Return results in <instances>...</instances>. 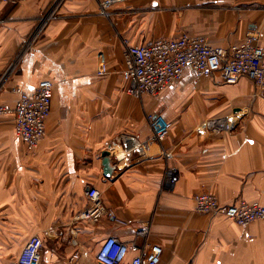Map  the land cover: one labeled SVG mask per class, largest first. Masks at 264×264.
Here are the masks:
<instances>
[{"label": "crops", "instance_id": "0c3cea01", "mask_svg": "<svg viewBox=\"0 0 264 264\" xmlns=\"http://www.w3.org/2000/svg\"><path fill=\"white\" fill-rule=\"evenodd\" d=\"M51 3L0 5V80ZM183 33L225 48L253 33L264 49V0H128L112 20L100 14L99 0L64 2L0 88V107L13 108L17 88L33 95L41 81L55 83L47 133L35 151L17 136L13 117L0 115V264H19L35 235L44 242L42 264H98L110 236L160 245L159 264H264V221L240 226L197 212L194 200L209 193L225 206H264V102L254 98V83L188 71L161 97L139 99L122 77L123 40L148 45ZM102 61L104 77L97 74ZM149 115L170 125L163 143L153 140ZM219 117L234 120L235 130L201 129ZM169 167L178 170L175 185L167 181ZM93 187L113 215L96 225L77 221ZM144 228L148 236H138Z\"/></svg>", "mask_w": 264, "mask_h": 264}, {"label": "built area", "instance_id": "2783aa9c", "mask_svg": "<svg viewBox=\"0 0 264 264\" xmlns=\"http://www.w3.org/2000/svg\"><path fill=\"white\" fill-rule=\"evenodd\" d=\"M26 0H0L3 4H18ZM66 0H52L50 8L39 19L31 35L24 42L15 61L3 80H8L16 71L22 58L31 51L52 20L59 16ZM128 0H99L100 14L111 18L113 8ZM125 48V68L123 79L128 82V92L139 99L147 96L159 98L172 85L184 79L188 71L197 76L211 79L218 77L225 84H237L242 78L250 79L256 88L257 96L264 100V49L259 36L250 33L246 42L229 48L210 44L205 36L183 33L178 38H161L148 45L132 44L123 40ZM97 74H108L106 61L99 63ZM6 79L0 81L2 85ZM4 84L1 86V88ZM55 83L51 80L40 82L37 91L30 95L17 88L18 101L13 108L0 107L1 116H12L17 136L29 151H35L47 133V121L52 113ZM148 121L153 131V140L163 143L170 125L162 115H149ZM236 122L229 118H213L205 121L201 129L215 134H228L235 130ZM167 159L172 154L163 150ZM175 167L168 168L167 181L175 185L179 179ZM89 208L77 216V221L96 225L107 214L113 216L102 203L100 191L93 187L88 191ZM197 212L201 214L225 216L240 226L264 221V206L258 202L245 200L230 205H222L217 196L209 193L197 194L194 198ZM149 228L140 230L138 236H148ZM78 233H75V238ZM78 245V241L74 240ZM43 239L35 235L28 241L19 256V264H42ZM130 254L129 264H159L163 255L160 245H140L136 241L123 242L110 236L101 245L98 264H124Z\"/></svg>", "mask_w": 264, "mask_h": 264}, {"label": "water", "instance_id": "95a60500", "mask_svg": "<svg viewBox=\"0 0 264 264\" xmlns=\"http://www.w3.org/2000/svg\"><path fill=\"white\" fill-rule=\"evenodd\" d=\"M103 157H104V167H105V175L106 176H110L111 175V171L109 170L108 166H109V161H110V153L108 151L103 153Z\"/></svg>", "mask_w": 264, "mask_h": 264}, {"label": "rangeland", "instance_id": "374dc122", "mask_svg": "<svg viewBox=\"0 0 264 264\" xmlns=\"http://www.w3.org/2000/svg\"><path fill=\"white\" fill-rule=\"evenodd\" d=\"M116 7H117V6H115V8H116ZM115 8H113V11H112V12H113V16H112L111 18H109V20H112V19L114 18V16H115ZM5 79H6V77H5ZM5 79H4V80H5ZM2 80H3V77L1 78L0 81H2ZM4 80H3V81H4ZM6 81H7V79H6ZM6 81H5L3 84H6ZM3 84H2V85H3ZM2 85H0V88H1ZM254 98L260 99V100H262V101L264 102V100H263L260 96H257V93H256V92H255V96H254Z\"/></svg>", "mask_w": 264, "mask_h": 264}]
</instances>
